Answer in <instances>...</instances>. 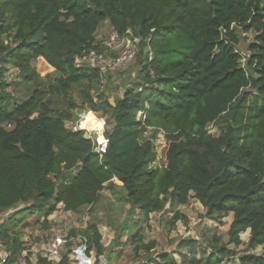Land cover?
I'll list each match as a JSON object with an SVG mask.
<instances>
[{
    "label": "trees",
    "instance_id": "1",
    "mask_svg": "<svg viewBox=\"0 0 264 264\" xmlns=\"http://www.w3.org/2000/svg\"><path fill=\"white\" fill-rule=\"evenodd\" d=\"M104 24L142 39L125 63L137 58L121 96L105 77L121 67L120 50L97 39ZM243 33L254 34L246 55ZM38 59L54 70L42 77ZM84 111L105 119V153L86 130L68 128ZM106 187L142 222L191 198L209 218L230 219L228 243L215 235L211 253L199 254L192 241L157 256V243L124 223L118 239L129 233L135 252L148 255L142 264H233L245 244L240 264H264L251 253L264 248V0H0V214L24 206L0 227L8 264L27 250L28 218L47 231L60 205L94 213ZM77 238L100 264L107 249L99 225L71 231L68 240ZM74 246L65 245L59 262L25 260L72 264Z\"/></svg>",
    "mask_w": 264,
    "mask_h": 264
},
{
    "label": "rangeland",
    "instance_id": "2",
    "mask_svg": "<svg viewBox=\"0 0 264 264\" xmlns=\"http://www.w3.org/2000/svg\"><path fill=\"white\" fill-rule=\"evenodd\" d=\"M116 34L112 30L109 24H104L98 32V41L108 43L110 37ZM254 40V34L246 33L241 34V42L238 47L239 51L246 55L247 49L250 43ZM125 47V43L121 42L118 50ZM137 50H135L133 58ZM132 58V59H133ZM136 61L128 64H123L119 70L110 71L105 73L107 81L111 85V92L123 95L124 89L122 87L124 81L133 77V70L136 68ZM100 63V62H99ZM109 62L102 60V66L106 69ZM33 67L37 70L42 77L51 73L54 69L44 60L38 59L33 63ZM8 81L15 79L14 73H8ZM10 91V90H9ZM88 120L85 121V117ZM142 114H139L141 119ZM80 120L77 123H67L68 128L77 130L84 129L87 132V137L92 139H98L99 135L104 136V128L106 121L105 119L99 118L92 112L84 111L80 114ZM84 120L87 126L92 128L91 121L100 120L103 121V128L101 131H92L90 129L82 128L81 122ZM97 125V124H96ZM152 134V133H148ZM147 134V135H148ZM164 140V135H157L154 138L157 151H160V145ZM98 143V141H97ZM99 145V143H98ZM101 203L94 213H91L88 208L83 209L81 212L74 214L65 212L63 206L60 205L58 210L50 217L51 229L42 230L40 226H36L35 218H28L26 221L23 241L26 245V255H29L30 260L33 262L38 254L43 255L44 249L52 243L53 239L57 236H65L68 238L71 231L85 229L90 223H97L99 230L103 236V244L105 245L107 252L104 256H101V264H109L107 258H111L110 264H142L147 260L148 255L141 252H135L137 244H131L129 240V233H124L120 239H118L119 231L126 222H135L138 224L139 232L144 236L145 242L150 243L155 241L157 247L152 254L155 256L163 252L176 251L180 246L185 245L187 242L195 241L196 249L199 254L203 251L211 253L212 238L216 235L223 243H228L229 235L228 228L230 219L226 218L220 221L217 218H209L206 215L204 207L194 198H191L189 202L180 206L179 208L173 209L169 205L166 207L163 213H154L150 216L148 222H142L141 216L138 212H133L128 205H122L118 199L114 196L108 187L102 193ZM24 206H21L16 212L18 213ZM181 214L179 220L174 219L175 212ZM250 238V231L241 234V239L244 243H248ZM78 243V238L76 239ZM246 245V244H245ZM241 246L236 249L239 255L234 259L233 264H240V257L244 256L247 252L246 246ZM234 249V246H229ZM66 251V250H64ZM183 252H190L189 248H183ZM255 255H264V248L259 247L254 251H251ZM25 255V254H24ZM25 255V256H26ZM178 258L179 254H175ZM103 262V263H102Z\"/></svg>",
    "mask_w": 264,
    "mask_h": 264
},
{
    "label": "built area",
    "instance_id": "3",
    "mask_svg": "<svg viewBox=\"0 0 264 264\" xmlns=\"http://www.w3.org/2000/svg\"><path fill=\"white\" fill-rule=\"evenodd\" d=\"M141 40L142 39H138V38H135L133 40H128L127 38H120V36L117 33L112 35L110 37L109 42L104 43L106 46L110 48L118 49L120 47L121 42L125 43V47H123V49L121 50V53L118 59L116 60V62L114 63V66H120L132 60L134 52L135 50H137V45L141 42ZM150 57L152 58V54H150ZM88 58L94 61L98 60V56L95 52L91 53ZM244 61L245 59H243V62ZM105 70H106L105 68H102V72ZM96 143L98 145L97 148L98 153H105L107 149L106 139L102 143H100L99 139H97ZM15 212L16 210H11L8 213L0 214V227L9 218V216L11 214H14ZM69 242L75 243L72 254L70 255V261L72 264H96L92 258L87 256V247L85 244H83L80 238H78V243H76V239L68 240V238L65 236L64 237L57 236L55 239H53L52 243L48 246V248L44 249L43 256L47 257L52 262H59L61 259L62 250L64 249L65 245ZM26 251H24L22 254L23 259H21L17 264H28L27 261L25 260V257L28 256L26 255ZM11 258H12V252L8 248L7 244L4 242L0 234V264H8Z\"/></svg>",
    "mask_w": 264,
    "mask_h": 264
},
{
    "label": "bare ground",
    "instance_id": "4",
    "mask_svg": "<svg viewBox=\"0 0 264 264\" xmlns=\"http://www.w3.org/2000/svg\"><path fill=\"white\" fill-rule=\"evenodd\" d=\"M85 118H86L85 121L88 120V117L87 116ZM90 124H92V128H93V129H91L92 131H94V130L101 131L102 128H103V126H104L103 125V121H100V120H94V123H93V121H91ZM81 125H82V128H86V126H87L86 123L84 122V120L81 122ZM98 139H99V142L100 143L104 142V140H105L104 137H103V135H99V138Z\"/></svg>",
    "mask_w": 264,
    "mask_h": 264
}]
</instances>
